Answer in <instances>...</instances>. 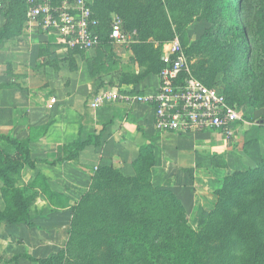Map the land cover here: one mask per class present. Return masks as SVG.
<instances>
[{
	"label": "rangeland",
	"instance_id": "374dc122",
	"mask_svg": "<svg viewBox=\"0 0 264 264\" xmlns=\"http://www.w3.org/2000/svg\"><path fill=\"white\" fill-rule=\"evenodd\" d=\"M125 1L92 0V4L98 9H118L117 16L126 21L125 26L137 29L130 42L114 44L112 47L111 57L119 58L117 68L121 65L125 72L137 71L135 60H132L133 63L130 61L126 50L137 43L151 42L142 57L141 52H138L137 58L158 71L163 60H157L156 57L165 43H170L177 37L186 49L191 73L223 91L239 112V121L231 135L210 131L204 138H193L192 150L179 163L170 161L169 156L163 152L158 161L153 157V166L155 165L160 175H171L162 184L151 183L153 173L149 174L148 167L144 168L139 163L134 173L125 170L124 176L119 172L106 185L104 180L100 181L92 207L79 201L77 195H74L77 201L71 204L72 209L65 211L48 207L41 209L33 201L30 205L32 219L41 224V234L47 232L52 240L59 239L60 245L75 237L72 245H66V249L58 252L57 255L62 254L58 264H146L147 261L153 264L151 259L162 253L156 248L146 251L144 245L147 241L155 243L156 237L160 238L158 245L164 240L166 244H170L164 250V256H190L198 241L200 247L198 246L194 257L200 260L204 257L210 261L216 260L218 264H264V216H259V220H256L255 217L244 214L245 221L241 225H257V229L249 234V242L243 234L241 237L239 235L236 239L239 242L237 249H207L203 246L215 233L219 234L218 227L235 224L231 218L211 215L217 205L225 204L223 202L229 195L228 178L235 176L237 172H243L246 174L240 181L247 182L245 176L248 172L264 165V32L256 30L264 23L260 19L262 0H216L221 11L219 24L216 26L206 19L186 21L202 13V5L199 3H186L183 8L175 6L168 11L159 5L160 0H135L140 8L135 13L132 5L127 6H130L129 10L122 7ZM237 23L248 26L247 37L240 30L232 28ZM43 31L49 34L47 63L50 66L43 67V77H46V73L49 76L50 86L53 87L50 95L58 97L59 90L70 100V103L57 101L50 109L53 110L51 114L60 108H75L73 100L77 94L84 96V104L87 105L97 90L94 85L100 79L93 77L92 59L95 51L60 52L63 47L60 38L47 30ZM138 40L140 41L137 42ZM44 43H41L42 49L46 50ZM39 61L38 67L41 65V60ZM118 69L107 76L111 85H116L119 81L121 70ZM120 80L125 81V78L121 77ZM0 102L4 105L8 103L4 100ZM9 109L10 107L0 109V135L10 137L17 124L15 116L9 115ZM23 156L22 150L0 139V212L4 211L8 215L19 213L20 199L32 200L34 197L36 203L41 205L34 196L35 193L23 186L34 174L23 164ZM190 171L193 173L192 177ZM135 178L139 179L134 180ZM147 179H151L150 185L144 184L143 181ZM125 185L130 190L133 187L132 190L135 188L141 193L150 194L149 204L141 206V200L136 201L131 197L123 204L121 199L122 194H125ZM245 187L249 192L241 189L237 197L240 207L246 202L247 209L249 204L262 203L264 174H258ZM49 198L57 205L65 204L63 198ZM174 199H179L180 204H176ZM131 204L137 211L143 207H148V210L132 218L131 213L125 215V208H130ZM170 223L178 231L172 237H169L171 234L165 235L162 232L167 230ZM130 225L135 226L125 229ZM205 226L210 227L211 231L201 234V228ZM127 235H132L141 242V249L125 251V242L121 238L125 239ZM110 244H113V248ZM6 248L3 250V257H0V264H14L7 262L14 254L13 249L8 245ZM138 259L144 261L139 262ZM20 262L27 264L24 260Z\"/></svg>",
	"mask_w": 264,
	"mask_h": 264
},
{
	"label": "crops",
	"instance_id": "0c3cea01",
	"mask_svg": "<svg viewBox=\"0 0 264 264\" xmlns=\"http://www.w3.org/2000/svg\"><path fill=\"white\" fill-rule=\"evenodd\" d=\"M116 16L113 13V17ZM5 23L6 18L0 13V26ZM22 25L21 30L13 31L9 38L0 44V84H10L7 87H0V100L8 102L5 105L0 102V109L10 107L7 111L10 116H15L17 124L16 130L13 134L11 133L10 137L27 141L32 158L52 160L59 147L64 144L77 139L86 140L92 133L100 134L72 161L57 165L38 163L35 169L25 164V167H28L34 174L23 186L28 187L36 180L37 184L32 191L41 204L36 203L33 197L29 202V210L33 203L41 209L48 207L57 208L60 211L71 210L72 203L77 201L74 195H77L81 201L85 195L96 189L97 182L103 173L119 174L121 172L125 176V170L130 173L136 172L135 167L139 163L141 165L147 163L149 174L153 173L151 183L162 184L171 178V175L163 176L161 173V176L155 169V165L153 166V157L158 161L163 152L164 155L169 156L170 161L179 163L182 157L192 150L193 138H204L210 134V131H213L189 133L160 131L155 126V107L137 100L121 99L115 103L93 105L97 94L107 89H116L123 94L134 96L151 95L157 90L159 71H148L149 67L146 63L139 61L132 46L126 52H129L127 56L131 62L135 60L134 64L138 66L137 71L125 72L121 65L118 69L116 62L119 58L111 57V48L104 53L105 63L111 69L106 71L103 68L93 73L95 79H100L99 83L94 85V89L97 90L87 105L84 104V96L77 94L73 100L75 108H60L51 114L53 110L50 109L57 101L70 103V100L64 97L65 95L59 90L57 91L58 97L51 96L53 87L50 86L49 76L46 73V77H43V67L49 65L47 63L49 34L39 27L30 26L27 14L23 18ZM171 42L165 43L162 48L160 56L163 62L164 57L170 51ZM41 43H44L46 50L42 49ZM114 44L123 43L113 42L112 47ZM62 46L60 52L69 51L64 48V45ZM98 50L95 48L82 51V53L95 51L92 59L94 61ZM39 60H41L40 67H38ZM117 69L121 70L119 77H124L125 81L119 78L116 85H111L107 76ZM52 98L56 99L54 103L51 102ZM51 103L52 106H50ZM49 193L56 198H63L65 204H55L49 198ZM32 221L33 226L25 223L0 224V252L3 253L8 245L13 249V256L24 255L20 261L36 264L26 257L45 258L57 255L60 250L66 249L67 240L60 245L59 239L52 240L47 232L41 234L39 232L41 224L34 219Z\"/></svg>",
	"mask_w": 264,
	"mask_h": 264
},
{
	"label": "trees",
	"instance_id": "16d2710c",
	"mask_svg": "<svg viewBox=\"0 0 264 264\" xmlns=\"http://www.w3.org/2000/svg\"><path fill=\"white\" fill-rule=\"evenodd\" d=\"M135 0H126L125 4H122L123 8L127 7L128 5H132L133 10L135 13H138V11H140L139 3L137 4V2H134ZM186 3H196V4H201L202 5V13L197 15L196 17H192L187 19V22H192L194 19L200 20V19H206L207 21L211 22V24H214V26H216L217 24H219L218 22L220 21V16H221V11L220 8L218 7V3L216 2V0H160L159 1V5L163 6L164 8H166L168 11H170L173 7H181L183 8L184 5H186ZM137 4V5H136ZM129 7H127V9L129 10ZM92 9L94 12V15L99 19L100 21V26H99V35H100V44L96 47V49L98 50L97 56L95 57L93 64H92V69H93V73L97 72V71H101L103 68L106 71H109L111 69L110 66H107V64L105 63V59H104V53H106V51L110 50L112 48L113 45V40L110 37V33H111V24L114 20L113 17V13H115L116 15H118L119 10L116 8L113 9H98L95 7L94 4H92ZM28 11V4H27V0H7L5 5L0 9V13L4 15V17L6 18V23L3 24L2 26H0V44L7 38H9V36L11 35V33L13 31H17V30H21L23 25V18L26 17ZM119 17V16H117ZM120 18V17H119ZM121 19V18H120ZM260 19L264 22V0H262L261 2V7H260ZM123 22V29L127 32H132L134 30H137L136 28H129L127 26H125L126 21H123V19H121ZM232 28H234L235 30H240L241 33L247 37L248 35V26L247 25H242V23H237L234 24L232 26ZM262 32H264V23L262 26L257 27L256 30H260ZM138 37V36H137ZM151 42H141V43H137L133 46V48L135 49L136 53L138 54V52H141V56L143 54V52L145 50H147V47L151 46L150 45ZM249 45L251 47V41H249ZM248 45V46H249ZM249 48V47H248ZM102 49V51H100ZM183 49L186 52V49L183 47ZM74 51H79V50H74ZM153 49L151 47L150 52H152ZM263 53H264V47L262 49ZM80 52V51H79ZM82 52V51H81ZM161 53L156 57L157 60L162 61L161 58ZM264 58V57H263ZM107 66V68H106ZM165 66V63L162 62L161 68L158 69V71L160 72L163 67ZM153 69L149 68L148 71H151ZM198 79H200L203 83H205L206 85L213 87L211 84L203 81L199 76H197L196 74H194ZM10 86V84H0V87H7ZM225 94V93H224ZM226 95V94H225ZM228 101L232 104V102L230 101L229 97L226 95ZM234 106V104H232ZM82 131L80 130V133ZM100 136V134H89L88 138L86 140H74L70 143L64 144L63 146L59 147L58 152L54 155V159L50 160V159H38V158H32L31 156V150L28 148L27 145V141H20L17 139H12L9 136H3L0 135V139H4L6 140L8 143L12 144L15 146V148L22 150L23 151V164H28L31 168H36L38 163H47L50 165H57V164H63V163H67L69 161H72L76 158V156L78 155V153L80 151H82L86 146H88L89 144H91L95 138H98ZM144 168H147L148 165L145 162L143 164ZM149 169V167H148ZM105 172V171H103ZM191 176H192V171H190ZM264 174V165L261 166L260 168L251 170L248 172L246 179L247 182H242L240 181L241 177H243L246 173L243 172H237L235 174V176L228 178V183H227V187L229 188L228 190V197L225 200V204L223 205H217L215 210H213L211 212V215H216V217H227V218H231L235 221L234 225H226L223 224L222 226L218 227V232L215 233V236L212 237V239H210V241L208 243H205V247H207V249H212V248H224V249H237L239 242L236 241V239L238 238V236L240 235V237L242 236V234L245 236V240H247L249 242V238H250V233L252 234V232L256 231L257 229V225H251L252 227L249 226H245L243 227L242 224L243 218H244V214L249 215L250 217H255L256 220H259V216L262 217L264 216V196L262 197V203L257 204H249V209H247V202L243 205H240L237 203L238 199L237 197H239L240 195V190H244L245 192H249L247 190H249L247 187H245L246 184L250 183L258 174ZM116 175H119L118 173H111L109 174V172H105L103 173V175L101 176V179L97 182L96 187L98 186V184L100 183V181H105V185L110 184V182L112 181L113 177H116ZM147 178V177H146ZM139 179V178H135L134 180ZM124 180V179H123ZM144 184L146 185H150V181H143ZM36 186L37 181L35 180L33 183ZM30 184V185H31ZM240 184V185H237ZM240 186V187H239ZM34 186H28L27 188L31 189ZM109 188V187H108ZM133 188V187H132ZM130 190V188H127V186L125 185V194H122V199L121 202L124 204V202H127V200L130 198H134V200L138 201L141 200V206H145L149 204V199H150V194L148 193H144V192H140L135 190V188L132 190ZM227 188V189H228ZM123 190V189H121ZM264 190V188L262 189ZM46 191V188H45ZM98 194V190L95 189L93 191H91L90 193H88L87 195H85L82 198V202L86 205L92 207L95 203L93 202L94 198L97 197ZM171 195V194H168ZM50 197H54L52 194L49 193ZM59 198V197H58ZM129 199V200H130ZM176 204H180V202L178 201L179 199H174ZM23 201V202H22ZM30 200H19V205H20V209H19V213L15 214V215H8L5 214L4 211L0 212V224L2 223H7V224H22L25 223L29 226H33L34 222L32 221V217L30 215V210H29V202ZM133 202V200H131ZM148 207H143L141 208L140 211H137L133 208V204L130 205V208H125V215H127L128 213H131V217L133 218V216L138 215V214H142L147 212ZM246 223V222H245ZM135 225H130L127 226V228L125 227V229H130ZM167 230L162 232L165 235H169L171 234L172 237L173 234H176L178 231L173 227V224H169L167 226ZM203 229V232H202ZM208 231H211L210 227L205 226L204 228H201V234H205ZM264 231V229L262 230ZM193 233H195L194 231H192ZM199 232V231H198ZM200 233V232H199ZM202 237V236H201ZM75 237H72L71 239H69L68 241V246L72 245V243H74V239ZM159 237L155 238V243L147 241L145 242L144 245V249L146 251H150L152 248H156L160 253L163 254L164 250L166 249V247H168V245L170 244H166L167 242H165V240L163 242H160V244L158 245V241H159ZM121 241L125 242V251L127 249H134L139 250L141 249V247L143 246V244L141 242H138L135 238L132 237V235H127V237H125V239L121 238ZM113 242V241H112ZM86 243V242H85ZM88 243V241H87ZM97 244V243H96ZM197 244V245H196ZM238 244V245H237ZM250 244V243H249ZM113 248V244H110ZM167 245V246H166ZM199 243L198 241L195 242V245L193 246V254L190 256H183V257H172V256H164L162 254H157V256L152 260L153 264H218L219 262H215V261H210V259L204 258L203 259H198L196 257H194L196 255V251L199 249ZM253 245L251 247H249L248 252L251 251ZM115 248V247H114ZM176 249L178 248L177 245L175 247ZM69 249V248H68ZM259 250V249H257ZM60 255H53V256H49V257H45V258H34V257H26L28 260L36 263V264H58L57 261L59 260ZM0 257H3L2 253L0 252ZM24 257V255H14L12 256L7 262L10 263H14V264H20V258ZM264 259V255L262 256ZM205 259V260H204ZM233 259V258H231ZM139 262H141L142 259H138ZM144 261V260H142ZM148 262V263H147ZM146 264H150V261H147ZM133 264V263H131Z\"/></svg>",
	"mask_w": 264,
	"mask_h": 264
},
{
	"label": "built area",
	"instance_id": "2783aa9c",
	"mask_svg": "<svg viewBox=\"0 0 264 264\" xmlns=\"http://www.w3.org/2000/svg\"><path fill=\"white\" fill-rule=\"evenodd\" d=\"M6 1L0 0V9ZM27 4L29 25L56 34L66 50L89 51L100 44V21L94 15L92 0H27ZM133 35L136 30L125 31L122 20L114 18L110 33L113 42H130ZM164 63L153 94L134 96L107 89L97 94L93 105L137 100L155 107V126L160 131L213 130L231 135L239 121V112L223 91L206 85L191 73L186 52L177 37L171 42ZM55 101L51 99L52 103Z\"/></svg>",
	"mask_w": 264,
	"mask_h": 264
}]
</instances>
